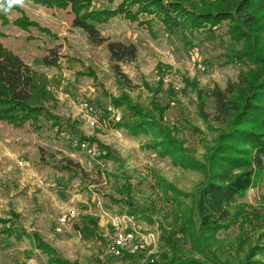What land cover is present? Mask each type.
Masks as SVG:
<instances>
[{
	"label": "rangeland",
	"instance_id": "374dc122",
	"mask_svg": "<svg viewBox=\"0 0 264 264\" xmlns=\"http://www.w3.org/2000/svg\"><path fill=\"white\" fill-rule=\"evenodd\" d=\"M109 1L94 0L92 7ZM147 16L139 23L118 15L99 27L106 40L137 47V60L120 65L126 77L120 78L107 43L93 45L74 28L69 6L57 0H0V41L36 73L37 111L0 122V264H142L143 257L107 254L121 216L153 235L161 252V238L171 239L173 256L211 264L189 235L198 231L195 202L207 178L206 157L225 127L213 122L210 98L208 118H202L197 92L224 90L257 66L235 61L239 46L222 30L212 41L196 36L188 46L160 29L154 15ZM56 52L58 66L44 65ZM127 105L138 106L144 119L181 142L184 151L161 158L145 149L162 139L160 128L135 136L115 127L113 112L123 114L121 124L130 119ZM166 106L161 117L157 108ZM92 120L102 129L90 130ZM76 135L96 140L112 158L92 160L70 143ZM182 156L187 165H176ZM72 210L78 221L58 235V218ZM233 212L236 223L206 239L209 258L241 264L249 249L258 248L254 260L264 264V175ZM90 219L97 222L95 229L90 226L95 235L83 239L78 229L87 228ZM40 242L57 256L39 249Z\"/></svg>",
	"mask_w": 264,
	"mask_h": 264
},
{
	"label": "trees",
	"instance_id": "16d2710c",
	"mask_svg": "<svg viewBox=\"0 0 264 264\" xmlns=\"http://www.w3.org/2000/svg\"><path fill=\"white\" fill-rule=\"evenodd\" d=\"M57 2L71 8L75 15L74 28L83 31L91 44L107 43L111 62L120 78H126L120 65L137 60V47L106 40L99 31L106 20L118 15L141 23V17L152 14L159 28L163 27L170 36L180 38L188 46L196 36L212 41L217 31L222 30L239 46L235 61L244 65L249 61L257 66L249 74H241L237 83L229 84L224 90L215 87L206 94L197 92L202 118H208L205 101L210 98L214 103L213 122L225 128L214 147L208 151L207 178L198 189L195 202L198 231L189 236L200 242L194 249L205 257L206 262L221 264L209 258L206 239L214 240L218 233L228 231L236 223L237 215L233 210L237 208L238 200L253 189L264 175V41L260 40V36H264V0H110L109 4L98 9L92 7L94 0ZM117 2L120 4L115 6ZM43 4L50 5L52 2ZM59 62L57 52L43 59L47 67H57ZM40 99H43L42 95ZM35 101L36 73L0 41V122H9L20 115L36 111ZM127 109L130 119L124 124H114L115 127H123L135 136L160 128L162 139L145 146L146 150L161 158L184 151L181 142L169 136L162 127L153 124L152 119H144L138 106L127 105ZM168 109L167 106L162 110L157 108L158 113L155 112L163 117ZM62 129L57 132L60 133ZM92 142L102 151L99 160L112 158L110 149L101 146L96 140ZM186 159L182 156L180 162L175 163L187 165ZM121 194L124 195V192ZM189 223H186L187 229L190 228ZM90 226L95 229L97 222L90 219L87 228H77L83 239L95 235ZM160 241L162 252L154 263L149 264H207L197 259H179L173 256L176 249L171 239L161 238ZM39 249L52 257L57 256L54 249L41 242ZM258 252V248L249 249L245 262L241 264H263L254 260ZM130 260L135 261L136 258Z\"/></svg>",
	"mask_w": 264,
	"mask_h": 264
},
{
	"label": "built area",
	"instance_id": "2783aa9c",
	"mask_svg": "<svg viewBox=\"0 0 264 264\" xmlns=\"http://www.w3.org/2000/svg\"><path fill=\"white\" fill-rule=\"evenodd\" d=\"M87 118H92L87 116ZM113 122L120 123L123 119L121 112H113ZM89 129L92 131L101 130L99 122L92 120L89 123ZM71 144L80 151L87 154L92 160L99 161L102 151L96 143L88 140H82L73 136ZM117 217L113 224V232L110 237V245L107 248V254L116 259H132L143 257L142 264L154 263L161 254L159 244L153 235L145 234L142 230L133 225L126 216ZM79 218L75 210L69 211L58 218L55 232L57 234L65 233L72 223Z\"/></svg>",
	"mask_w": 264,
	"mask_h": 264
},
{
	"label": "crops",
	"instance_id": "0c3cea01",
	"mask_svg": "<svg viewBox=\"0 0 264 264\" xmlns=\"http://www.w3.org/2000/svg\"><path fill=\"white\" fill-rule=\"evenodd\" d=\"M77 137H79L78 135H76ZM72 138H74L73 136H72ZM72 138H70V143H71V139ZM79 138H81V137H79ZM73 146V145H72ZM74 147V146H73ZM75 223V222H74ZM69 229V228H68ZM68 229H66V231L68 230ZM59 235V234H58Z\"/></svg>",
	"mask_w": 264,
	"mask_h": 264
}]
</instances>
